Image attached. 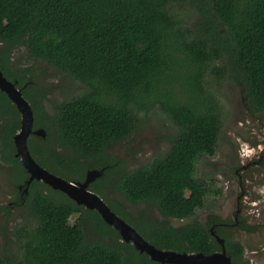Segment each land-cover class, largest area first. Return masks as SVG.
Instances as JSON below:
<instances>
[{
	"label": "trees",
	"instance_id": "trees-1",
	"mask_svg": "<svg viewBox=\"0 0 264 264\" xmlns=\"http://www.w3.org/2000/svg\"><path fill=\"white\" fill-rule=\"evenodd\" d=\"M184 1L0 0V70L31 103L35 127L46 130L45 138L32 135L28 141L43 167L71 181L84 180L88 169L103 170L90 189L135 222L147 241L161 249L211 254L221 244L202 222L174 227L144 214L129 217L104 193L110 185L129 202L153 206L167 219L192 217L208 195L221 193L214 179L198 177L197 164L218 147L221 106L205 77L210 69L223 76L224 68L216 64L224 58L249 108L264 112V0H193L201 2L208 19L200 36L178 15L176 4ZM20 49L78 81L81 91L48 113L44 92L37 81L29 82L30 69L14 67ZM157 105L177 126L170 148L136 169L118 170L107 184L117 169L108 163L107 146L126 140L138 114ZM20 128V112L0 90V151L16 189L26 188L29 178L16 157L14 136ZM23 191L28 220L15 230L16 250L0 236V264H137L121 243L137 253L139 264H158L131 242H120L118 231L96 209L43 181L34 180ZM86 220L101 239H87ZM222 237L233 262L242 264L243 244Z\"/></svg>",
	"mask_w": 264,
	"mask_h": 264
},
{
	"label": "rangeland",
	"instance_id": "rangeland-1",
	"mask_svg": "<svg viewBox=\"0 0 264 264\" xmlns=\"http://www.w3.org/2000/svg\"><path fill=\"white\" fill-rule=\"evenodd\" d=\"M175 8L179 17L186 20L193 36L204 33V27L208 24L203 21L208 19L203 13L200 1L185 0L183 3H177ZM13 61L16 68L30 69L32 79H29V82L32 84L37 81L44 92L42 105L48 113L54 111L56 103L81 91L78 81L66 77L42 60L29 59L23 49L14 52ZM216 65L221 71L222 67L224 68L223 76L210 69L205 81L209 90L214 92L219 100L222 129L215 155L200 158L197 175L207 181L214 179L216 189L221 190V193L208 195L206 205L198 209L196 215L186 219H167L153 206L131 203L110 185H106L104 193L115 207H122L129 217L144 214L156 221L166 220L174 227L198 220L206 225L210 232L213 231V234L226 236L243 244L245 251L242 264H264V112H254L249 108L244 88L240 80H236L238 76L232 71V64L226 61V58ZM176 129L177 126L159 105L139 113L131 135L126 140L109 144L106 148L108 163L113 161L112 164L117 167L113 172L114 176L107 179V184L114 182L118 170L136 169L166 153ZM73 155L71 153V157ZM10 168V165L4 162L0 151V236L5 245L16 250L15 230L27 222L28 215L23 207L25 188L22 184H18L17 189L12 185ZM123 216L126 219L121 217L129 224L137 227L135 222ZM77 217L78 214L73 215L69 218L70 222L74 223ZM85 231L88 240L101 239L97 237L88 220L85 223ZM120 242H123L122 239ZM120 248L126 256L134 255L139 264L137 253L125 248L122 243Z\"/></svg>",
	"mask_w": 264,
	"mask_h": 264
},
{
	"label": "water",
	"instance_id": "water-1",
	"mask_svg": "<svg viewBox=\"0 0 264 264\" xmlns=\"http://www.w3.org/2000/svg\"><path fill=\"white\" fill-rule=\"evenodd\" d=\"M0 90L7 94L21 114V128L14 136V143L16 157L21 159L23 167L29 174L26 180V192L34 180L43 181L51 188L68 195L77 204L87 209H96L104 221L118 231L122 241L131 242L137 251L148 254L159 264H235L227 252L223 239L218 236L221 250L211 254L162 250L147 241L135 227L113 211L98 193L90 189L92 182L103 174V170H88L84 181H71L43 167L32 155L28 144L32 135L43 138L46 136L43 128L35 127V112L31 103L24 96L23 90L18 87V83L8 79L2 70H0Z\"/></svg>",
	"mask_w": 264,
	"mask_h": 264
},
{
	"label": "flooded vegetation",
	"instance_id": "flooded-vegetation-1",
	"mask_svg": "<svg viewBox=\"0 0 264 264\" xmlns=\"http://www.w3.org/2000/svg\"><path fill=\"white\" fill-rule=\"evenodd\" d=\"M211 234L214 235V236H216V237H217V236L220 237V236L217 235V234H213V231H211ZM216 237H215V238H216ZM220 238H222V239L224 240V243L226 242L225 237H222V236H221ZM216 240H217V238H216ZM231 240H232V239H231ZM217 241H218V240H217ZM232 241H235V240H232ZM244 251H245V249H244Z\"/></svg>",
	"mask_w": 264,
	"mask_h": 264
}]
</instances>
